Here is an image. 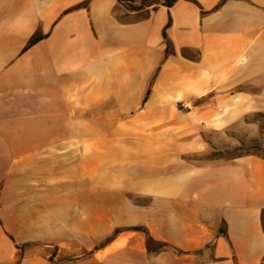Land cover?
Wrapping results in <instances>:
<instances>
[{
  "label": "crops",
  "instance_id": "crops-1",
  "mask_svg": "<svg viewBox=\"0 0 264 264\" xmlns=\"http://www.w3.org/2000/svg\"><path fill=\"white\" fill-rule=\"evenodd\" d=\"M255 111L264 0H0V264H264Z\"/></svg>",
  "mask_w": 264,
  "mask_h": 264
},
{
  "label": "rangeland",
  "instance_id": "rangeland-1",
  "mask_svg": "<svg viewBox=\"0 0 264 264\" xmlns=\"http://www.w3.org/2000/svg\"><path fill=\"white\" fill-rule=\"evenodd\" d=\"M180 110H187L191 107L187 104H179ZM240 125L234 129H227L226 142H220L219 146L212 145L207 154L199 155L200 158L231 157L246 153L264 154V112L255 111L245 115ZM146 198L135 199L137 203H144ZM161 241L150 242L149 247L159 248ZM73 255H65L59 258L60 261H67Z\"/></svg>",
  "mask_w": 264,
  "mask_h": 264
},
{
  "label": "trees",
  "instance_id": "trees-1",
  "mask_svg": "<svg viewBox=\"0 0 264 264\" xmlns=\"http://www.w3.org/2000/svg\"><path fill=\"white\" fill-rule=\"evenodd\" d=\"M176 0H118L119 4H121L124 8L128 10H140V9H155L159 5H166L170 6L172 5ZM38 39V37H32L28 44H31L35 42ZM118 232V229L115 231ZM154 240L151 238L149 233L147 232V245L150 244V242H153ZM160 247L162 248L164 246H168L165 242H159ZM158 249V248H156Z\"/></svg>",
  "mask_w": 264,
  "mask_h": 264
}]
</instances>
